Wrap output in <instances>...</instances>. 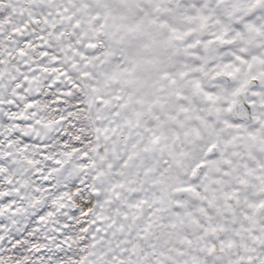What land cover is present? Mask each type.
<instances>
[{
  "label": "snow or ice",
  "instance_id": "6c2138e0",
  "mask_svg": "<svg viewBox=\"0 0 264 264\" xmlns=\"http://www.w3.org/2000/svg\"><path fill=\"white\" fill-rule=\"evenodd\" d=\"M0 264H264V0H0Z\"/></svg>",
  "mask_w": 264,
  "mask_h": 264
}]
</instances>
